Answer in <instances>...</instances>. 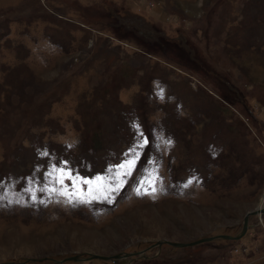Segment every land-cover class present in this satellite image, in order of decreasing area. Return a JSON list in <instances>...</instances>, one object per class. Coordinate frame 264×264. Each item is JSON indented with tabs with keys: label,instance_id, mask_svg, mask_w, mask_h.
I'll return each mask as SVG.
<instances>
[{
	"label": "rangeland",
	"instance_id": "rangeland-1",
	"mask_svg": "<svg viewBox=\"0 0 264 264\" xmlns=\"http://www.w3.org/2000/svg\"><path fill=\"white\" fill-rule=\"evenodd\" d=\"M258 206L264 0H0V264H264V213L156 244Z\"/></svg>",
	"mask_w": 264,
	"mask_h": 264
},
{
	"label": "snow or ice",
	"instance_id": "snow-or-ice-1",
	"mask_svg": "<svg viewBox=\"0 0 264 264\" xmlns=\"http://www.w3.org/2000/svg\"><path fill=\"white\" fill-rule=\"evenodd\" d=\"M133 127L136 129V135L134 138V143L129 147V149L124 154L125 159L119 165H114L108 169L109 172L113 173L111 179L116 180L115 187L112 189L113 191L123 186L122 184L123 177L126 175H131V169L135 167L136 160L139 158V150H142L145 146H147L150 143L149 138L143 133V131L140 128V125L133 124ZM167 142L171 143V141H167ZM41 155H48V153L45 151L41 153ZM67 164L68 162L64 161L63 164L61 165H57V164L50 165L53 171L47 174L48 178L50 180L54 179L55 183L61 185L64 184L65 177L73 181V186H75L77 181L83 184L92 183L91 180L86 179L84 177H79L78 174L77 176H73V170L67 168ZM102 179H103L102 177L96 178L97 181H101ZM29 180L31 181V178H29ZM191 182H192L191 180L188 181V183ZM138 183H142V182H138ZM186 186L187 184H185V187ZM50 191L55 192L56 189L52 188L50 189ZM89 191H91V188L89 189ZM136 191L139 192L140 188H137ZM152 191H155V188H152ZM64 194L69 195L66 189L64 190Z\"/></svg>",
	"mask_w": 264,
	"mask_h": 264
},
{
	"label": "water",
	"instance_id": "water-1",
	"mask_svg": "<svg viewBox=\"0 0 264 264\" xmlns=\"http://www.w3.org/2000/svg\"><path fill=\"white\" fill-rule=\"evenodd\" d=\"M262 213H264V206H261V207H258V208L256 207L255 209L248 211L245 214V216H244L243 226H242L241 232H239L235 236L234 235H229V234H217V235H213V236L201 237V238H198L196 240L189 241V242H179V241H171V240H159V241L156 242V244L161 245L162 242H166V243L172 244L174 246H183V245H192V244L204 241V240H210V239H214V238H218V237H222V238L239 237L245 232V230H246V228L248 226V217H249V215H251V214H262ZM132 254H133V252H129V253L126 252V253H123V254H114V255H104V254H98V253H90L88 256H84V257L79 255V254H73V255H69V256H66V257L62 258L59 261L61 262V264H63V262H65L67 260H81V259L101 258V259H106V260L111 259L113 261V263L118 264L119 262H118L117 258L127 257V256L132 255Z\"/></svg>",
	"mask_w": 264,
	"mask_h": 264
},
{
	"label": "bare ground",
	"instance_id": "bare-ground-1",
	"mask_svg": "<svg viewBox=\"0 0 264 264\" xmlns=\"http://www.w3.org/2000/svg\"><path fill=\"white\" fill-rule=\"evenodd\" d=\"M258 207H261V206H258ZM258 207H257V208H258ZM260 215H261V214H260Z\"/></svg>",
	"mask_w": 264,
	"mask_h": 264
}]
</instances>
